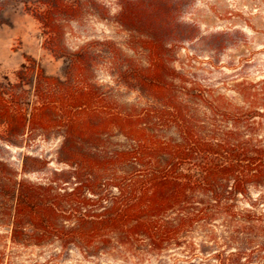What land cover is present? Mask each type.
<instances>
[{
  "label": "trees",
  "instance_id": "obj_1",
  "mask_svg": "<svg viewBox=\"0 0 264 264\" xmlns=\"http://www.w3.org/2000/svg\"><path fill=\"white\" fill-rule=\"evenodd\" d=\"M43 7L32 14L48 36L53 18ZM147 52V64L137 66L133 79L154 99L148 107L120 104L94 79L90 47L66 55L64 78L27 58L17 83L0 82V238L86 256L169 250L194 255L200 250L194 234L203 231L216 241L219 228L239 245L217 252L220 264L264 259V214L252 209L264 195L251 191L264 190V95L243 92L247 105L222 104L204 93L179 95L177 70L163 45L153 43ZM188 101L204 112L190 109ZM53 132L61 136L58 161L65 168L39 180L27 175L47 166L46 160L25 155L16 165L3 154L23 147L32 134ZM115 136L128 145L113 146ZM256 242L259 249L252 251ZM4 255L0 248V262Z\"/></svg>",
  "mask_w": 264,
  "mask_h": 264
},
{
  "label": "rangeland",
  "instance_id": "obj_2",
  "mask_svg": "<svg viewBox=\"0 0 264 264\" xmlns=\"http://www.w3.org/2000/svg\"><path fill=\"white\" fill-rule=\"evenodd\" d=\"M61 1L71 6L66 8ZM42 6L53 18L48 36L32 14ZM152 42L163 45L164 57L177 70L174 82L179 95L204 93L222 104L236 105H247L243 92L264 95V84L260 83L264 80V0H0L2 83H17V73L27 58L35 60L47 74L64 78L70 62L66 55L90 47L94 50V79L120 104L148 107L155 101L148 91L140 89L133 74L137 66L147 64V48ZM125 70L128 77L122 76ZM26 82L29 88L32 76L26 77ZM188 104L190 109L204 112L202 105ZM166 126L163 132L172 135ZM128 143L123 136L111 138L115 147ZM60 144L57 132L32 134L23 147H9L3 154L16 165L25 155L46 160L47 166L27 175L39 180L52 169L65 168L58 161ZM251 191L253 197L264 195L262 188ZM243 207L249 206L244 203ZM252 209L264 214V202ZM217 231L216 241L207 239L203 231L194 234L200 244L194 255L169 250L86 256L77 249L62 251L57 246L18 247L0 238V248L5 252L0 264H43L48 259L55 264H220L217 252H232L239 245L231 243L219 228ZM259 242L264 243V238ZM259 242L249 248L257 251ZM246 259L242 262L264 264V259Z\"/></svg>",
  "mask_w": 264,
  "mask_h": 264
}]
</instances>
